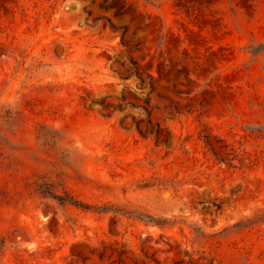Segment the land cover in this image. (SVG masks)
<instances>
[{"label": "rangeland", "instance_id": "rangeland-1", "mask_svg": "<svg viewBox=\"0 0 264 264\" xmlns=\"http://www.w3.org/2000/svg\"><path fill=\"white\" fill-rule=\"evenodd\" d=\"M0 264H264V0H0Z\"/></svg>", "mask_w": 264, "mask_h": 264}, {"label": "trees", "instance_id": "trees-1", "mask_svg": "<svg viewBox=\"0 0 264 264\" xmlns=\"http://www.w3.org/2000/svg\"><path fill=\"white\" fill-rule=\"evenodd\" d=\"M126 3L122 6V9L125 7ZM56 197L58 198H61L62 200H67V201H70L72 203H75L77 205H81V206H84V207H88L89 204L85 203V202H81L79 200H75L72 196L68 195V194H65V196H58V195H55Z\"/></svg>", "mask_w": 264, "mask_h": 264}]
</instances>
